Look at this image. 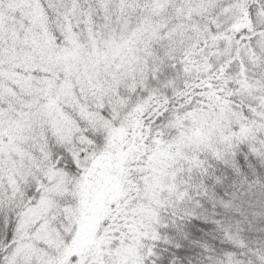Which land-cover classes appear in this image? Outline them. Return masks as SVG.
<instances>
[{
    "label": "snow or ice",
    "instance_id": "snow-or-ice-1",
    "mask_svg": "<svg viewBox=\"0 0 264 264\" xmlns=\"http://www.w3.org/2000/svg\"><path fill=\"white\" fill-rule=\"evenodd\" d=\"M0 264H264V0H0Z\"/></svg>",
    "mask_w": 264,
    "mask_h": 264
}]
</instances>
